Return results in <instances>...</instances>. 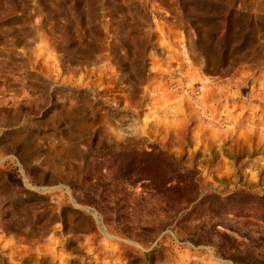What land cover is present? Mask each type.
Masks as SVG:
<instances>
[{"label": "rangeland", "instance_id": "obj_1", "mask_svg": "<svg viewBox=\"0 0 264 264\" xmlns=\"http://www.w3.org/2000/svg\"><path fill=\"white\" fill-rule=\"evenodd\" d=\"M155 146L201 198L264 197V0H0V264H264L257 212L179 223ZM44 201L73 254L25 242Z\"/></svg>", "mask_w": 264, "mask_h": 264}, {"label": "trees", "instance_id": "obj_2", "mask_svg": "<svg viewBox=\"0 0 264 264\" xmlns=\"http://www.w3.org/2000/svg\"><path fill=\"white\" fill-rule=\"evenodd\" d=\"M198 175L196 171L183 168L176 159L155 146V194L163 196V194L167 193L173 197L174 204L168 210L174 211L176 216L181 213L185 214L179 223L200 213L206 204L210 206V208H207L210 209V213H214L220 217L230 214L235 217H250L254 215L253 212H257L255 216L264 219V197L252 195H243L241 197L240 194H235L226 198L219 196L201 198L200 186L197 181ZM140 182L141 180H136L133 184L136 185ZM142 187L145 186L142 185ZM195 203H197L196 206L192 210H189V207ZM111 210L114 209L111 208ZM218 226L229 230V227L220 223V221L212 225L211 230L215 231ZM224 235L227 234L224 233ZM198 236L209 243L210 240L207 236L197 235L195 237ZM217 248H219L223 257L239 262L238 255H226L228 251L225 249L224 244L218 245Z\"/></svg>", "mask_w": 264, "mask_h": 264}, {"label": "crops", "instance_id": "obj_3", "mask_svg": "<svg viewBox=\"0 0 264 264\" xmlns=\"http://www.w3.org/2000/svg\"><path fill=\"white\" fill-rule=\"evenodd\" d=\"M45 204L48 207L47 210H49L50 215H51L52 220L50 224H47L46 226H44L43 229H37L33 227L32 229H29V230H20L22 233L26 234V237H25L26 239L24 238L23 239L25 240V242L29 241L31 243H34L38 241L42 243H47V245H52L56 241L62 242V244H64V249H65L64 252H66L67 255L73 254L72 251L70 250V247L68 245H65V243H70L76 240V238H79L81 235L79 232L80 230H77V229L72 230L74 226L71 227L72 228L71 230H66L63 217L61 216L62 207L58 202L46 201ZM76 218L78 219V217ZM1 222H2L1 224H3L4 221L1 220ZM81 222L82 221L79 219V223L77 225L80 227H82ZM39 235H42V237L38 239L37 237ZM85 237L86 238L88 237L87 240L89 241V243H91L92 238L94 237V234L92 231H90V229H88V233ZM23 239H20V240H23ZM91 250H92V247L89 245L88 249L83 251L84 252L83 256L85 255L89 256L91 252H93L94 256H96L97 254L96 251L95 250L91 251Z\"/></svg>", "mask_w": 264, "mask_h": 264}]
</instances>
